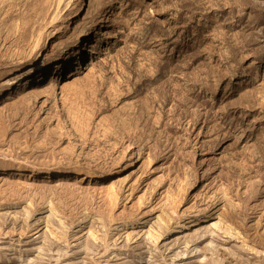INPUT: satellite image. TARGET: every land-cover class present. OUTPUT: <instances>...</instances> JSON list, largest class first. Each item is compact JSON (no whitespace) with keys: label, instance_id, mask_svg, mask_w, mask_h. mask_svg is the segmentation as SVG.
<instances>
[{"label":"rangeland","instance_id":"obj_1","mask_svg":"<svg viewBox=\"0 0 264 264\" xmlns=\"http://www.w3.org/2000/svg\"><path fill=\"white\" fill-rule=\"evenodd\" d=\"M0 164V264H264V0H0Z\"/></svg>","mask_w":264,"mask_h":264},{"label":"bare ground","instance_id":"obj_2","mask_svg":"<svg viewBox=\"0 0 264 264\" xmlns=\"http://www.w3.org/2000/svg\"><path fill=\"white\" fill-rule=\"evenodd\" d=\"M60 2V1H59ZM59 15L58 14H56V16L54 17V20H56V18L58 17ZM85 37V33L84 34H81L80 36H78V38H77V40L79 41V42H81L80 40L82 39V38H84ZM43 43H44V38H43V35H42V33L41 34H39L37 37H36V39H35V42H34V45L31 47V49L29 50V52L26 54V56L24 57V58H22L25 62L27 61V62H30V61H33V63H32V66H31V68H30V71H29V74L30 73H33V74H37V73H40V72H43L44 71V73L48 70V67H50V65L52 64V63H55L56 64V60H60V59H62L64 56L63 55H66V54H68L69 52H70V50H69V48H68V46H59V44L58 43H56L55 41L52 43V48L51 49H49V50H47L45 53H43V54H40V51H41V49H42V46H43ZM78 47V46H77ZM81 47V46H80ZM55 68V67H54ZM39 79H40V77H39ZM34 80V79H33ZM35 82V81H34ZM46 84V83H45ZM28 85V84H27ZM47 85V84H46ZM23 87V86H22ZM47 86H45L44 84H42L41 82H36V84L34 85V86H29V88L26 90L27 91V94H29L31 97H30V99L33 97V98H39V96L40 95H42V94H45V96H47L48 97V95H49V91H48V89L46 88ZM23 89V88H22ZM64 89H66V88H64ZM64 89H63V87H62V90H61V92H60V94H62V96L61 95H59V96H61V98L59 97L58 99H60L61 100V102L63 103L64 101H65V95H64ZM20 91V90H19ZM19 93V92H18ZM22 93V92H21ZM26 93V92H25ZM26 94V95H27ZM22 95H25V94H22ZM21 95V96H22ZM20 96V95H19ZM24 97V96H23ZM28 97V96H27ZM35 99V100H36ZM45 103H47V101L45 102L44 101V103H39V104H41V106L40 107H47L46 105L47 104H45ZM44 109V108H43ZM47 109V108H46ZM46 112V111H45ZM69 112H71V111H69ZM50 112H48L47 113V115H46V118L45 119H47V120H51V117L52 116H50L52 113H50ZM71 114H72V112H71ZM70 113H69V117L72 119L73 117V114L71 115ZM74 121V120H73ZM72 120H71V122H72V124H73V126L74 127H76V128H74L75 129V132H76V130L78 131L77 133L80 135V137H83V133H82V130H81V128H79L78 126V124L76 123H74ZM58 124V123H57ZM78 125V126H77ZM57 126H59V125H57ZM57 126H55L56 128H58ZM81 130L80 131V133H79V129ZM73 129V130H74ZM58 130H59V128H58ZM61 130H63V129H60V131ZM69 131H71V130H69ZM72 132H74V131H72ZM72 135H74L75 137H77V135L76 134H73L72 133ZM71 135V136H72ZM73 136V137H74ZM74 137V138H75ZM77 139V138H76ZM126 150L127 151H129L130 153L127 155V157H129L127 160H125V161H133V160H135V157H133L132 155H133V153H132V144L131 143H129L126 147ZM126 151V152H127ZM3 167H2V165L0 164V169H2ZM14 171H16L17 173L16 174H24L25 172H26V170H24L22 167H16L14 170H8L7 172H9V173H12V172H14ZM83 168L82 167H79V166H75V167H73V168H71V169H67V170H65V174H70L71 176L72 175H74V176H77L78 177V175H80V174H82L83 173ZM30 173V172H29ZM61 176V175H60ZM65 176V175H64ZM69 177V176H68ZM201 215L198 213L197 214V219L200 217ZM190 249V248H189ZM194 250V249H193ZM188 252H190V251H188ZM184 256V255H183Z\"/></svg>","mask_w":264,"mask_h":264}]
</instances>
